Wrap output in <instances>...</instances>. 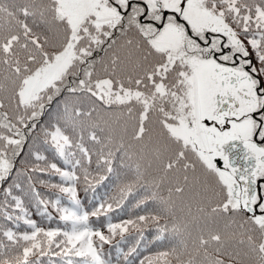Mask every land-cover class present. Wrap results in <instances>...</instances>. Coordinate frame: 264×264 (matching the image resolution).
Segmentation results:
<instances>
[{
	"label": "snow or ice",
	"instance_id": "obj_1",
	"mask_svg": "<svg viewBox=\"0 0 264 264\" xmlns=\"http://www.w3.org/2000/svg\"><path fill=\"white\" fill-rule=\"evenodd\" d=\"M0 264H264V0H0Z\"/></svg>",
	"mask_w": 264,
	"mask_h": 264
}]
</instances>
